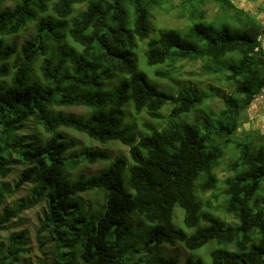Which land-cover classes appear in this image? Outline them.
Segmentation results:
<instances>
[{"label": "trees", "instance_id": "trees-1", "mask_svg": "<svg viewBox=\"0 0 264 264\" xmlns=\"http://www.w3.org/2000/svg\"><path fill=\"white\" fill-rule=\"evenodd\" d=\"M9 1L0 0V230L43 200L36 239L43 249L42 235H52L56 264H179L181 254H166L177 245L211 248L208 257L193 255L184 264H264V135H236L244 112L264 96V26L252 14L261 10L259 0H241L250 7L184 0L177 12L189 21L184 31L152 22V11L171 0ZM210 1L218 6L212 21ZM30 27L32 36L20 45ZM140 42L159 78L173 80L184 62L226 75L234 90L218 125L211 126L214 114L205 122L173 123L212 95L191 86L176 94L158 87L141 69ZM128 105L154 120L171 106V124L158 130L145 122L152 132L138 134L125 124ZM71 107L88 110L77 114ZM67 130L100 146L76 152L78 140ZM111 142L129 147L131 159L114 157ZM230 144L239 157L218 207L203 196L219 189L216 171ZM111 160L96 173L80 170ZM17 167L23 171L10 191L4 180ZM26 184H33L31 197L3 208L4 197ZM87 193L100 200L84 202ZM176 207L185 228L176 224ZM28 236L12 232L0 246V264H26Z\"/></svg>", "mask_w": 264, "mask_h": 264}, {"label": "rangeland", "instance_id": "rangeland-1", "mask_svg": "<svg viewBox=\"0 0 264 264\" xmlns=\"http://www.w3.org/2000/svg\"><path fill=\"white\" fill-rule=\"evenodd\" d=\"M184 0H171L169 4H166L163 8L156 7L152 11V22L153 24L159 28H180L183 31L188 28L189 21L187 18H178L177 12L180 11L182 2ZM14 0H11L7 3V6H12L14 4ZM236 4L239 6H247L250 7V3H244L241 0H235ZM261 5V10L256 13H252L254 18H256L259 22L264 26V2L259 1ZM249 4V5H248ZM218 6L215 2L210 1L207 4L208 14L207 20L212 21L215 18V12ZM33 27L25 32L23 35L18 37L19 44L21 45L25 39L30 38L33 34ZM263 46H264V37ZM140 50L138 51V58L140 61L141 69L145 70L149 76L153 79V81L160 87L161 89L167 90L176 94L178 90L183 86H191L197 88L201 91H204L208 94H211V98H209L203 106L199 109L193 111L190 114L181 116L178 119H174L173 123L180 122L181 120H186L188 122H196L201 121L205 122L211 114H214L212 118H210L211 126L218 125L216 121L219 114L226 107V102L228 98L233 95V86H231L225 79L224 74L221 73H207V69L203 68L201 62H197L196 64H192L189 62H184L179 64L182 66L180 71L176 72L173 76V80L159 78L155 75L154 70L149 67L145 62V43L140 42ZM116 82L113 83L112 86H115ZM264 96L260 97L253 106L244 112V119L242 121V125L238 128L236 135L243 137L246 133L254 131L260 136L264 135ZM131 105L126 106L125 110L127 112V117L125 119V124H129L135 127V131L138 134L147 135L152 132L151 129H148L144 126L145 122H150L158 130L165 128L169 123L168 115L171 109V106H166L162 113L164 118L162 120H154L150 119L148 115L142 113L141 115H137L134 110L128 108ZM262 108V110H261ZM87 108L85 107H71L68 108L67 111L77 113V114H85L87 112ZM138 117V118H137ZM137 118V119H136ZM136 121V122H135ZM69 136H74L78 140V148L76 152L83 150L88 147L100 146L97 142L92 141L84 134H76L72 131L67 130ZM76 136H75V135ZM251 139L259 140L260 138H256V135H251ZM239 138V137H238ZM107 147L110 149L114 157L122 155L124 157L130 158L129 147L122 145L120 142H111L107 144ZM226 156L224 157L220 167L217 169L216 173L219 178L218 190L215 192H208L203 196L205 202L210 200L213 204L220 207L224 201L223 191L226 188L225 181L226 179L233 174L232 171L229 170V166L233 161H235L239 157V151L235 144H230L226 147ZM111 161H105L102 163H98L95 165H85L81 167L80 170L85 171L89 174L99 172L104 169L107 165L111 164ZM105 163V164H104ZM23 168L17 167V170L9 175L4 181L7 183V188L12 191L15 187L17 180L20 178L22 174ZM1 181V180H0ZM33 184H26L22 187L19 192L11 193L10 195H6L4 197L3 208L13 206L17 200L22 198L31 197L30 195V186ZM1 187V182H0ZM261 193V192H260ZM263 193V192H262ZM218 196V197H216ZM84 202L86 203H95L100 200V197H95L93 193H87L82 195ZM47 204L42 200L37 203L35 206L31 207L29 210L25 211L22 215L23 220L19 221L18 219H14L10 228L7 230H0V246L6 247L8 244L9 235L12 232L18 230H27L29 232V245L28 252L26 253V257L24 262L26 264H56L57 259L55 258V242L53 237L49 233H44L42 236L47 242L46 246L41 249L40 245L37 242L36 234L41 226V220L44 218ZM217 213L224 217L229 223L236 222V219L233 215L226 214L223 212L222 208H218ZM176 215V224L185 228L183 223V210L180 207H176L175 210ZM210 246H206L197 251H187L182 245H177L176 247H166V254H181L179 264H184L185 259L190 256L201 254L205 257H208Z\"/></svg>", "mask_w": 264, "mask_h": 264}, {"label": "built area", "instance_id": "built-area-1", "mask_svg": "<svg viewBox=\"0 0 264 264\" xmlns=\"http://www.w3.org/2000/svg\"><path fill=\"white\" fill-rule=\"evenodd\" d=\"M259 1H263L264 2V0H259Z\"/></svg>", "mask_w": 264, "mask_h": 264}]
</instances>
